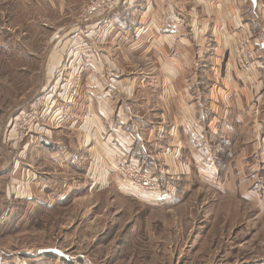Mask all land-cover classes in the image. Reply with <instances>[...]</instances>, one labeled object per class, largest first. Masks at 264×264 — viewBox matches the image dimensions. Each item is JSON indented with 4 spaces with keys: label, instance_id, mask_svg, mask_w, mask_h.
<instances>
[{
    "label": "rangeland",
    "instance_id": "374dc122",
    "mask_svg": "<svg viewBox=\"0 0 264 264\" xmlns=\"http://www.w3.org/2000/svg\"><path fill=\"white\" fill-rule=\"evenodd\" d=\"M89 1L0 0V171L6 170L0 174V264H264V185L259 182L262 165L256 163L264 153V85L255 89L252 38L240 28L232 43L235 63L249 97L254 100L259 92L263 99L254 108L256 117L228 113L215 121L217 134L231 142L230 153L218 158L227 156L233 171L228 183L209 184L206 178L223 175L224 169H195L185 151L177 158L172 150L177 145L168 142L169 128L178 126L169 97L170 71L164 64L158 67L147 43L138 53L128 50L134 34L146 37L141 31L149 21L128 9L127 28L139 23L140 29L124 31L126 46L125 38L104 42L111 30L108 12L82 19ZM98 51L97 67L93 56ZM76 63L83 64L82 75ZM201 72L188 80L208 78ZM113 74L128 93L118 102H125L132 129L150 145L155 164L143 167L159 177L161 190H169L163 200L122 191L124 179L105 165L112 156L113 166L119 146L114 136L106 140L109 155L97 148L78 155L88 134L82 127L87 125L91 134L88 141L97 132L88 111L98 116L96 105H113L107 89ZM203 84L200 92L220 100L221 86L210 90ZM21 114L38 117L36 126L17 123ZM102 124L109 139L113 117ZM160 127L165 138L156 141ZM99 153L101 162L96 161ZM42 250L51 253L38 255Z\"/></svg>",
    "mask_w": 264,
    "mask_h": 264
},
{
    "label": "crops",
    "instance_id": "0c3cea01",
    "mask_svg": "<svg viewBox=\"0 0 264 264\" xmlns=\"http://www.w3.org/2000/svg\"><path fill=\"white\" fill-rule=\"evenodd\" d=\"M131 1L132 4L129 2L127 6L124 1L122 2L119 0L118 4L106 15V22L110 23L109 26H111V30L104 33V35L109 36L106 40L105 36L104 42L117 43L125 38V41H127L125 42L126 46L129 42V38L127 40L126 36H123L125 35L124 31H130V29L131 31H138L140 29L139 23L138 26L135 24L129 29L127 28L126 25L129 18H126V14L128 13L125 12L128 9L131 13H138V18L140 20L144 18L143 20L149 21V24L145 26V31H141V33L146 34V37L141 38L138 32L134 34L137 39L129 45L131 50H128L137 51L136 53H138L141 50L140 47L147 43L146 48L154 51L151 57L157 60L158 67L162 66V64L166 65L167 70L170 71L168 74L172 75V84L169 89L172 91V94L169 97H171V100L174 102V107L172 108L178 126L169 128L168 133L170 132L169 135L172 137L168 142L172 145H177L176 148L173 147L172 149L174 155H177L178 158V156L185 151L187 161L197 164L195 169L197 167L200 169H208L210 173L216 171L215 167H222L224 169L223 175H213L206 178L205 181L209 184H219V182L226 180V183H228L227 181L230 180L232 175L233 164H228L227 156H224V154L229 151L228 149L231 147V142H229V140L226 142L224 139H221L222 133L217 134L218 131L215 129L214 125L217 119L227 117L228 113H241L243 115L242 112H245L246 115L253 117L255 115L254 108H256L259 101L263 99L262 94L259 92L257 93L256 99L252 100V96L249 97V91L246 90L247 86L237 73V64L235 63L237 48L233 46L232 43L235 37L238 38L237 36H239L238 32H240V28L243 34V31H246L249 38H252L249 44L251 46L250 50L256 53L254 74L256 81L259 79L258 82H254V84L255 89L259 90L264 85V0ZM191 1L193 2L191 3ZM202 9H204L205 12L202 11ZM140 25H143V23ZM119 35L121 36L118 37ZM177 46H179V48L175 50L174 48ZM194 54L198 56L200 65H195L193 63ZM95 55L97 57L93 56V58L97 61L100 60V52L98 51ZM109 57L108 54L107 64L108 66L111 65L114 72L115 66L109 60ZM211 59L213 61H210ZM97 63L98 67L101 61ZM76 64L78 65L77 68L81 71L78 73V76L82 75L84 71L83 64ZM93 64L95 65V61ZM181 70L182 73L179 75V71ZM196 70L202 71L201 74L206 72L208 78H206V76H203L202 79L199 78L200 83H197L195 80L194 82H190L188 77L190 78V75L194 74ZM112 77L113 78L110 80L112 86H109L107 89L109 93L113 94V105H96L98 116L93 114L91 110L90 112L88 111L89 117L94 121L90 120L88 122L94 123L97 132L94 134V137H92L91 142L86 140L91 137L90 132L86 130L87 125L82 127L88 134H85L84 144H82L83 142L79 143L80 152L78 155L79 157L81 155L82 158V152L87 156L89 152L94 153L96 148L98 150L102 149L103 154L108 153L109 155V151H106V143H108L106 140L113 141L112 138L114 136V138H116L115 142L119 144V146L116 145L117 147L114 148V152H116L118 148L128 150L132 160L134 159L141 165L149 168L150 165L153 166L155 164V161L149 155L151 153L149 150L150 145H147V143L143 144L142 141H144V139L139 135V131L135 132V130L132 129L133 125H131L128 117L129 111L128 108L125 107V102H118V98L122 100L128 93L122 90L123 88L120 83L118 85V82H115L114 78L118 77L115 74H113ZM77 79L79 80L80 77ZM92 79L93 77L90 78V80ZM202 82H204V84ZM200 84L205 85L207 89L210 90L211 88L214 89L217 86H221L219 92V94H221L220 100L213 95L206 97V95L199 90ZM85 91L87 96L94 99L90 96L88 88ZM238 93L240 95H237ZM234 97H236L235 100H233ZM220 103L224 105L223 109L218 106ZM230 103H232L233 106H229ZM241 103L244 109L240 108ZM110 116L113 117L114 127L111 129L112 131L109 139H106L102 120L105 121L106 125ZM256 116L257 115H255V117ZM95 119L98 120L95 122ZM109 125H111V123ZM257 126V131H261L263 126H261L260 123ZM159 129L158 134L153 137L156 141L162 139L165 131L163 127ZM164 138L165 137H163V139ZM154 148L155 146H153L152 149ZM221 153H224L222 159L218 158L221 156L218 154ZM263 154V152L260 154L259 161L256 159V163L260 166L262 165L259 171V182L262 181L261 186L264 185ZM214 156L215 158L217 156L216 161L213 159ZM111 157L112 156L108 159L110 163ZM103 158H105V155ZM181 159L182 158H180V160ZM101 160L102 155L100 156L99 153L96 161L101 162ZM108 161L105 163L106 168L113 171L114 168ZM237 165H239L238 162ZM168 168L167 166V169ZM5 172L6 170L4 168L1 169V176H3ZM244 177L251 181L249 176L244 174ZM121 189L122 191H133L126 182L121 184ZM173 190L175 191V188H173ZM248 190L250 194L254 196L252 190H250V188ZM174 194L173 192L172 195ZM141 197H145L147 200L152 198L143 194ZM151 200L156 201L154 198Z\"/></svg>",
    "mask_w": 264,
    "mask_h": 264
},
{
    "label": "built area",
    "instance_id": "2783aa9c",
    "mask_svg": "<svg viewBox=\"0 0 264 264\" xmlns=\"http://www.w3.org/2000/svg\"><path fill=\"white\" fill-rule=\"evenodd\" d=\"M119 0H90L88 5L83 9L81 18L88 20H95L100 14L111 11ZM85 47V45H83ZM30 115L21 114L17 123L23 121L25 126H36L38 117H29ZM16 126V122L14 124ZM15 128V127H14ZM126 151L117 150L113 155V167L116 174H118L136 193H140L154 200L159 201L166 198L168 195L167 189H160V179L152 172L148 171L139 162L132 160ZM173 194V193H172Z\"/></svg>",
    "mask_w": 264,
    "mask_h": 264
},
{
    "label": "water",
    "instance_id": "95a60500",
    "mask_svg": "<svg viewBox=\"0 0 264 264\" xmlns=\"http://www.w3.org/2000/svg\"><path fill=\"white\" fill-rule=\"evenodd\" d=\"M50 253H51L50 250H42V251H40V252L38 253V255H40V254L47 255V254H50Z\"/></svg>",
    "mask_w": 264,
    "mask_h": 264
}]
</instances>
